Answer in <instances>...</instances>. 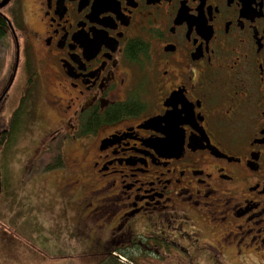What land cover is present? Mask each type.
Returning a JSON list of instances; mask_svg holds the SVG:
<instances>
[{"label": "flooded vegetation", "instance_id": "1", "mask_svg": "<svg viewBox=\"0 0 264 264\" xmlns=\"http://www.w3.org/2000/svg\"><path fill=\"white\" fill-rule=\"evenodd\" d=\"M0 17L19 50L0 185L9 163L35 168L21 145L44 133L36 154L61 166L42 174L95 263L192 254L183 241L213 264H264V0H0ZM39 96L51 124L28 136Z\"/></svg>", "mask_w": 264, "mask_h": 264}, {"label": "rangeland", "instance_id": "2", "mask_svg": "<svg viewBox=\"0 0 264 264\" xmlns=\"http://www.w3.org/2000/svg\"><path fill=\"white\" fill-rule=\"evenodd\" d=\"M19 38H21V34H19ZM29 57L34 60L33 63L39 59L36 53L29 54ZM14 58L15 44L13 38L7 34L5 39L0 42V86L6 82L4 76L6 74L10 76ZM17 75L19 74L17 73ZM17 75L14 83L18 79ZM44 83L45 79L41 85L40 83L38 85L39 94H43L45 91ZM43 97L36 102L39 111L35 117L38 121L36 122L34 119V129L27 134L28 136L42 133L41 129H47L51 124L50 121L44 120L40 116L44 112ZM39 119L41 123H39ZM37 124H45L46 128ZM42 135L26 140L25 144L21 145V147L27 148L30 156V158H24L23 162L30 160L32 156L36 155V158L40 156L37 158V162L35 161V168L24 173L25 168L23 169V167L26 165H22L21 172V165L18 164L15 173L9 163L8 179L0 186V257L3 259L2 264H96L93 254L78 250L80 248L78 244L81 246L84 244L75 243L72 238V225L75 223L76 216L69 208V202L61 195L59 176L55 174L56 171L42 174L45 165L53 162L49 153L36 154L38 141ZM21 142L22 140H19L18 144ZM19 149L20 147L15 146L14 152L18 153ZM73 154L75 153L72 150L69 156ZM52 175H55L56 179ZM47 176L50 178L48 182ZM41 180L44 181L41 182ZM41 187L46 190V197L41 195ZM38 233L43 239H39ZM181 242L177 244V247L189 250L192 252L190 255L196 259L189 257L186 263V254H178L174 251L161 252V250H168L166 247L169 245L163 244L162 249L154 245L159 248V251H154L152 247H149L150 254H144V251L137 248L133 257L128 260L133 264H213L207 254H199L197 247L185 246V243ZM122 259V261L118 260L117 264H127L125 257Z\"/></svg>", "mask_w": 264, "mask_h": 264}, {"label": "trees", "instance_id": "3", "mask_svg": "<svg viewBox=\"0 0 264 264\" xmlns=\"http://www.w3.org/2000/svg\"><path fill=\"white\" fill-rule=\"evenodd\" d=\"M13 22H14V19H13ZM6 32H7V34L8 35H12L11 34V32H10V29H9V27L6 25V22L0 17V39H2V38H4L5 36H6ZM12 37V36H11ZM15 59V58H14ZM24 59H25V57H24ZM61 166V163L59 162V161H55L54 163H51V164H49V165H46V168L44 167L43 168V170L45 169V170H47V171H50V170H52L53 168H58V167H60ZM44 180H41V182H43ZM8 188V187H7ZM44 191H43V190ZM45 189H44V187H41V195L42 196H44V197H46L45 195H44V193H45ZM62 191V190H61ZM46 199V198H45Z\"/></svg>", "mask_w": 264, "mask_h": 264}, {"label": "water", "instance_id": "4", "mask_svg": "<svg viewBox=\"0 0 264 264\" xmlns=\"http://www.w3.org/2000/svg\"><path fill=\"white\" fill-rule=\"evenodd\" d=\"M151 123H155V120H154V119H151V120H149L148 122H146L147 125H148V124H151Z\"/></svg>", "mask_w": 264, "mask_h": 264}, {"label": "crops", "instance_id": "5", "mask_svg": "<svg viewBox=\"0 0 264 264\" xmlns=\"http://www.w3.org/2000/svg\"><path fill=\"white\" fill-rule=\"evenodd\" d=\"M3 263V259L0 257V264H2Z\"/></svg>", "mask_w": 264, "mask_h": 264}]
</instances>
